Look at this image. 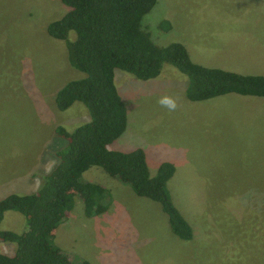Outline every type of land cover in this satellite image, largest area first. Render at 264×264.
Listing matches in <instances>:
<instances>
[{
	"label": "rangeland",
	"instance_id": "obj_1",
	"mask_svg": "<svg viewBox=\"0 0 264 264\" xmlns=\"http://www.w3.org/2000/svg\"><path fill=\"white\" fill-rule=\"evenodd\" d=\"M68 11L59 0H0V199L34 192L55 161V128L89 120L79 102L65 111L54 104L84 76L69 65L65 42L46 32ZM141 29L159 47L182 44L196 64L264 76V0H156ZM113 80L127 126L108 148H141L151 175L174 165L167 189L192 239L171 232L158 203L92 166L82 179L106 191V210L86 217L75 198L54 243L89 264H264V98L190 101L186 77L167 64L153 79L115 70ZM23 224L6 212L0 231ZM14 248L0 241V253Z\"/></svg>",
	"mask_w": 264,
	"mask_h": 264
},
{
	"label": "trees",
	"instance_id": "obj_2",
	"mask_svg": "<svg viewBox=\"0 0 264 264\" xmlns=\"http://www.w3.org/2000/svg\"><path fill=\"white\" fill-rule=\"evenodd\" d=\"M59 1L69 11L50 22L46 32L65 42L69 65L84 76L61 87L54 104L58 111H65L79 102L89 120L70 131L55 128L60 140L51 151L55 161L34 192L10 193L0 199V221L6 212H16L25 223L20 232L0 231V241L15 246L12 254L0 253V264H89L59 248L53 233L75 198L83 204L86 217L106 210V191L82 179L92 166L128 186L135 195L158 203L171 232L180 240H191L192 229L167 189L174 165L162 162L151 175L141 148L125 152L108 148L127 126L126 107L115 88L114 71L148 80L156 78L167 64L186 77L185 96L190 101L226 94L264 98V76L196 64L180 43L155 45L141 29V20L156 0ZM69 32L75 35L72 41L67 38Z\"/></svg>",
	"mask_w": 264,
	"mask_h": 264
}]
</instances>
